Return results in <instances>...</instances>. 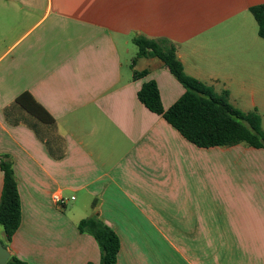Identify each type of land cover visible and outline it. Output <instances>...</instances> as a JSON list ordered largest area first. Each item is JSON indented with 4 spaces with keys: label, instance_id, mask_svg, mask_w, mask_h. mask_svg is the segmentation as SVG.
Instances as JSON below:
<instances>
[{
    "label": "crops",
    "instance_id": "0c3cea01",
    "mask_svg": "<svg viewBox=\"0 0 264 264\" xmlns=\"http://www.w3.org/2000/svg\"><path fill=\"white\" fill-rule=\"evenodd\" d=\"M259 5L0 0V158L12 161L21 203L9 243L0 225L10 255L99 264L95 240L77 231L97 214L119 238L116 264H264V149L186 141L137 99L154 81L167 109L183 87L132 49L134 36L174 44L186 75L256 110L264 130ZM2 185L0 172V195Z\"/></svg>",
    "mask_w": 264,
    "mask_h": 264
},
{
    "label": "trees",
    "instance_id": "16d2710c",
    "mask_svg": "<svg viewBox=\"0 0 264 264\" xmlns=\"http://www.w3.org/2000/svg\"><path fill=\"white\" fill-rule=\"evenodd\" d=\"M258 36L264 39V5L252 7ZM137 47L135 59L157 58L184 89L182 96L169 108L163 107L157 84L145 83L137 92L139 102L151 113L161 116L171 127L189 143L198 148L231 147L246 145L255 149H264V130L261 118L256 110L242 112L229 102V93L217 94L210 86L185 74L177 58L176 47L164 39H150L134 36ZM146 72H134V78L145 76ZM16 103L20 104V99ZM28 110V109H26ZM39 121L43 117L35 115ZM0 172L3 185L0 195V225L9 243L21 224V203L17 180L9 157L0 158ZM77 231L91 236L99 250V264H116L120 251V241L116 233L109 228L97 214L81 220ZM3 246L6 247L5 244ZM6 264H26L10 255Z\"/></svg>",
    "mask_w": 264,
    "mask_h": 264
},
{
    "label": "water",
    "instance_id": "95a60500",
    "mask_svg": "<svg viewBox=\"0 0 264 264\" xmlns=\"http://www.w3.org/2000/svg\"><path fill=\"white\" fill-rule=\"evenodd\" d=\"M10 258V253L0 241V264H6Z\"/></svg>",
    "mask_w": 264,
    "mask_h": 264
},
{
    "label": "built area",
    "instance_id": "2783aa9c",
    "mask_svg": "<svg viewBox=\"0 0 264 264\" xmlns=\"http://www.w3.org/2000/svg\"><path fill=\"white\" fill-rule=\"evenodd\" d=\"M71 200H74V198L72 197ZM52 201L54 202V204L62 207L64 205H66L68 200L64 199L59 194L55 193L52 195Z\"/></svg>",
    "mask_w": 264,
    "mask_h": 264
},
{
    "label": "rangeland",
    "instance_id": "374dc122",
    "mask_svg": "<svg viewBox=\"0 0 264 264\" xmlns=\"http://www.w3.org/2000/svg\"><path fill=\"white\" fill-rule=\"evenodd\" d=\"M132 49L134 50V53H136V46H132Z\"/></svg>",
    "mask_w": 264,
    "mask_h": 264
}]
</instances>
